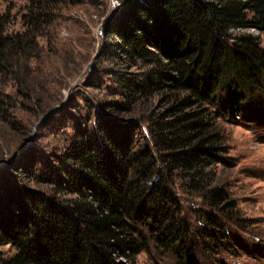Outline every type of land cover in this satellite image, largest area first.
<instances>
[{
	"label": "trees",
	"instance_id": "trees-1",
	"mask_svg": "<svg viewBox=\"0 0 264 264\" xmlns=\"http://www.w3.org/2000/svg\"><path fill=\"white\" fill-rule=\"evenodd\" d=\"M25 1L23 32H8L12 9L0 16V109L11 100L9 83L26 85L22 71L30 72L56 13L100 0ZM121 2L105 36L129 69L148 70L117 75L128 106L115 111L143 107L147 116L100 121L96 136H78L44 178L49 193L20 184L37 173L13 167V180L0 177V248L15 251L0 252V264H137L157 249L192 264L199 251L240 244L222 218L237 221L236 204L215 184V167H234L218 121L236 99L264 94V0ZM252 29L260 34L232 33ZM156 95L160 106L150 101ZM178 182L210 210L202 226L184 216Z\"/></svg>",
	"mask_w": 264,
	"mask_h": 264
},
{
	"label": "rangeland",
	"instance_id": "rangeland-1",
	"mask_svg": "<svg viewBox=\"0 0 264 264\" xmlns=\"http://www.w3.org/2000/svg\"><path fill=\"white\" fill-rule=\"evenodd\" d=\"M26 4L25 0H0V16L12 9L10 34L24 31L22 17ZM121 7V0H100L97 5H66L56 13L54 22L40 39V51L30 65V72L22 71L26 85L18 88L12 82L8 84L11 100L0 109V177L9 175L13 180L17 174L13 167L28 176L37 173L38 180L25 176L20 184L29 190L49 193L51 187L44 178L58 166L62 154L78 136H96L95 125L100 121L113 124L119 120L127 124L144 114L143 107L135 109V113L115 111L126 103L128 106L117 75L139 77L148 70L129 69L109 46L104 30ZM232 33L260 34L253 29ZM261 37L264 47V35ZM162 100L156 95L150 101L160 106ZM235 102L228 109L230 113L218 121L225 132L228 156L234 167H215V184L224 187L236 204L239 219L228 221L229 213L222 218L240 244L219 254L199 251L192 264H264V94L246 95ZM230 103L231 100L225 99L224 107ZM134 138L136 142L139 140L137 134ZM180 186L178 182L176 190L184 216L193 228L202 226V212L210 210L201 199L185 193ZM0 252L7 258L15 255L9 246L1 247ZM137 264L180 263L175 255L157 249L151 256L141 254Z\"/></svg>",
	"mask_w": 264,
	"mask_h": 264
}]
</instances>
